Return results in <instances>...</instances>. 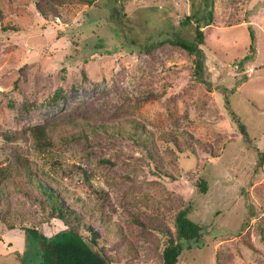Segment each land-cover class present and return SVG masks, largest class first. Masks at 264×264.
<instances>
[{
  "label": "rangeland",
  "instance_id": "rangeland-1",
  "mask_svg": "<svg viewBox=\"0 0 264 264\" xmlns=\"http://www.w3.org/2000/svg\"><path fill=\"white\" fill-rule=\"evenodd\" d=\"M2 1L0 165L18 154L34 159L37 169L62 182L68 203L69 196L79 197L96 218L104 215V224L86 217L88 226L114 247L123 239L140 248L132 264H163L152 234L133 214L172 224L182 208L203 226L204 236L183 251L180 264H217L218 254L228 264H264V0H216L201 44L206 57L200 79L184 47L165 43L147 52V43L167 30L193 37L194 25L180 23L194 11L192 0H98L67 5L55 20L41 15L32 0ZM8 24L18 28L5 29ZM61 89L66 96L58 103L46 101ZM151 91L159 95L136 98ZM26 100L36 102L28 111ZM92 112L105 120L80 117ZM63 116L78 118L52 131L51 150L37 147L28 126ZM138 124L145 127L142 135ZM184 128L194 133V153L180 152L162 137ZM133 131L152 143L155 159ZM199 177L206 178V191ZM11 195L16 210L33 220L26 195ZM103 198L112 206L103 207ZM75 202L71 206L81 213L82 203ZM114 223L124 235H115ZM65 225L54 217L43 226L50 236ZM26 244L23 230L0 224V264H35L29 255L20 263Z\"/></svg>",
  "mask_w": 264,
  "mask_h": 264
},
{
  "label": "trees",
  "instance_id": "trees-1",
  "mask_svg": "<svg viewBox=\"0 0 264 264\" xmlns=\"http://www.w3.org/2000/svg\"><path fill=\"white\" fill-rule=\"evenodd\" d=\"M35 2L36 8L41 15L55 20L62 15L63 7L67 5H93L98 0H32ZM199 1V5H198ZM215 2L216 0H192L193 12L185 15L181 20L182 24H193L194 35L192 38H184L180 34H174L164 31L163 37L156 42H151L147 47V52L151 50L154 45L165 43L177 44L184 47L192 56L194 63L193 76L196 79L201 78V72L204 71V58L206 57L201 44L206 43L205 27L213 23L215 18ZM3 1L0 0V22L4 21L5 14L3 11ZM68 13V11H67ZM5 29L18 28L13 25L4 26ZM252 52L255 50L254 43L251 44ZM251 59V55H246L241 62H246ZM159 95L155 92L141 93L136 98H153ZM66 96L64 89L57 90L51 96H48L47 102L58 103L60 99ZM31 102L26 100L23 103V110L28 111L31 107ZM80 117H86L84 120L93 123L95 120H105L104 116L92 113H84ZM78 116H63L48 120L46 122L37 123L28 126L30 136L34 144L40 149H52L56 145L54 138V131L61 122H68L77 120ZM124 118V117H123ZM122 118V119H123ZM113 118L107 117V120ZM121 120V119H120ZM115 121V120H112ZM142 135L145 133V127H140ZM133 135L137 138V142L145 145L149 151V155L155 159V152L152 143H148L146 139L138 138L139 132L133 131ZM246 134V129H244ZM150 135V134H149ZM163 139L170 147L177 149L180 152H195L196 146L194 133L186 128L181 131H169L162 135ZM149 137H147L148 139ZM205 145V142H202ZM159 153L156 159H159ZM28 155L18 154L14 160L4 165H0V224L3 223L8 229L23 230L27 237L26 249L21 254L22 263L28 255L35 261V264H114L118 262H127L132 264L133 258L139 257L140 248L130 240L120 241L118 247H114L107 239L100 233L95 231L85 221L86 217L90 220L99 221L100 224L106 222L103 214L97 216L96 212L87 206L83 199L71 196V202L66 201L64 195V187L62 182L55 176L48 175L49 172L43 169H37V162L34 159H29ZM264 159V151L261 154V160ZM109 160V159H108ZM106 160V161H108ZM36 165V167L34 166ZM61 171L66 172L61 168ZM41 175V176H40ZM44 177V179L39 178ZM50 183H56L57 187H52ZM12 185L9 191L6 185ZM198 184L202 191L207 190V180L204 177L198 178ZM32 188L34 191L30 190ZM39 193L40 198L35 194ZM23 192L30 201L28 205L29 211L32 212V218H28L24 211L19 213L16 210L15 202L10 199L11 194ZM82 203V212H77L73 209L72 202ZM84 203H83V202ZM105 198L102 199L103 207L109 205ZM27 203V200L25 201ZM38 203L39 205H37ZM16 205V206H15ZM33 206H36L35 208ZM109 206H112L109 205ZM36 210H42L41 217L37 215ZM17 211V212H16ZM54 217L62 219L66 225L60 227L52 235H47L44 230V222L51 221ZM136 224L141 225V228L152 234V241L157 245L156 251L160 253L163 264H180L181 255L187 248L191 249L197 246L199 241L204 236L203 226L189 216L188 209L182 208L178 210L171 222L165 217L155 216L151 214H133ZM88 219V220H89ZM30 222V225L26 223ZM19 223V225H18ZM114 226V233L116 236L124 235V228L118 226V223L112 224ZM84 229V232L80 230ZM260 232L264 236V225H259ZM120 239V238H119ZM124 243V244H123ZM126 244V245H125ZM125 245V246H124ZM32 255V256H31ZM217 264H228L218 254Z\"/></svg>",
  "mask_w": 264,
  "mask_h": 264
}]
</instances>
